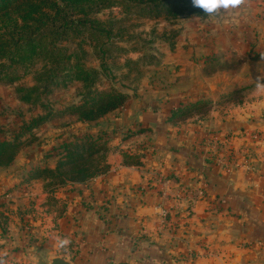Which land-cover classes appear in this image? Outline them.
<instances>
[{"label": "rangeland", "instance_id": "obj_1", "mask_svg": "<svg viewBox=\"0 0 264 264\" xmlns=\"http://www.w3.org/2000/svg\"><path fill=\"white\" fill-rule=\"evenodd\" d=\"M78 1L83 4V13L75 12L74 8L67 9L61 0H57L63 11L58 17L50 8L44 7L40 13H32L25 5L0 17V33L33 24L31 20H42L45 16L48 21L54 17L58 21L54 26L40 27L39 32L49 36L45 46L37 49L21 43L0 58V141L12 143L14 140L15 145L9 150L11 153L0 159V249H7L8 264H36L32 252L40 253L45 259L62 253L57 248L59 223L55 219L67 212L68 202L63 201L80 193V185H87L91 179L104 174L109 169L106 161L110 154H119L126 167L143 168L145 171L142 151L152 150L153 130L150 127L136 128V125L125 130L120 141L127 144L122 148V144L111 143L114 138L110 139L112 132L104 130L106 122L118 118L128 101L141 99L147 104L159 103V95L166 94L176 82L177 74L183 72V67L189 63L202 68L199 63L207 62L206 69L210 71L236 70L243 59H247L244 51L241 52V46L237 50L230 48L213 55H207L201 48L216 39L228 41L231 46L241 44L244 34L241 28L249 27L256 18L250 11L255 0H245L238 9L221 10L216 15H205L201 9L192 6L191 0ZM104 2L111 5L106 7ZM125 4L145 6V9H127ZM29 19L24 23L23 20ZM62 20L84 22L61 26ZM190 39L194 42L191 46L193 58H189L186 65L180 61L186 59L185 50L190 49L186 42ZM197 44L201 47L196 51ZM248 58L252 57L249 55ZM173 59L178 62L164 63ZM140 86L142 90L138 89ZM108 93L111 96L107 97ZM119 95L124 101L115 106ZM90 99L99 103L98 106H86L94 114L92 119L82 121L77 114L70 113L72 107L83 106ZM183 106V111L176 117L169 119V116L168 121L182 126H187V122L196 124L206 118L213 102L197 100L180 107ZM42 118L47 120L40 126L32 131L24 130L34 121L41 122ZM43 126H53L56 131L51 129L50 132L54 131V135L50 138L37 136V131ZM64 127L66 131L58 130ZM110 131L115 132L116 129ZM199 134L201 139L196 143L199 147L193 146L194 151L201 150L203 140H210L209 134ZM76 139H82V143H96L98 150L91 155L86 154L77 165L97 172L85 183L77 182V177L73 176L77 166L57 168L61 161L57 150L59 145L64 140L73 144ZM202 150L206 152L205 148ZM51 153L55 155L54 163L49 160L53 157ZM216 155L203 156V160L212 163L213 160L208 158L215 161ZM193 156L194 163L189 164V170L201 171L204 164L198 163V155ZM219 164L226 168L237 163L230 155L226 165L216 163ZM171 179L170 175L153 173L144 185L136 188L135 194L143 195L155 190L164 202H178L183 199L181 195L167 191ZM188 188L182 190L183 195L187 192L196 195L199 191ZM82 204L87 210L93 207L89 202ZM107 204L109 201L102 202L95 213L98 222L105 225L111 222L110 218L121 217L119 213L110 214ZM161 212L163 227L157 230L158 234L175 235L177 223L172 221L166 209ZM103 247L101 245L100 249ZM72 252L70 247L65 253Z\"/></svg>", "mask_w": 264, "mask_h": 264}, {"label": "crops", "instance_id": "obj_2", "mask_svg": "<svg viewBox=\"0 0 264 264\" xmlns=\"http://www.w3.org/2000/svg\"><path fill=\"white\" fill-rule=\"evenodd\" d=\"M253 3L250 11L256 18L249 27L241 28V44L234 47L216 39L201 48L213 55L241 46L247 59L236 70L210 71L207 62L199 63L202 68L188 64L193 58L194 42L190 39L186 59L179 60L188 65L166 94L159 95V103L128 101L118 118L106 122L104 130L112 132L110 139L114 138L111 143L122 144V148L127 144L120 141L125 130L135 125L153 130L152 150L142 151L145 171L126 167L119 154H110L106 161L109 169L87 185H80V193L63 201L68 202L67 212L55 219L58 235L70 239L74 252L55 256L72 264H264V91L257 88L258 79H264V72L258 71V66H264V0ZM196 46L197 51L201 45ZM174 62L178 60L164 61ZM197 100L213 102L206 118L196 124L187 122V126L168 121L173 110ZM51 129L54 127L43 126L37 136L50 138L56 131ZM199 133L209 134L210 140H203L201 147L206 152L193 150V146L199 147ZM216 153L214 161L211 157ZM193 154L205 166L201 171L189 170ZM51 155L49 160L54 163L55 155ZM230 155L236 165H216H226ZM203 156H211L208 160L213 162L204 161ZM153 173L170 175L173 179L167 185L168 193L180 194L183 199L164 202L155 190L135 194ZM186 187L199 191L183 195ZM107 201L110 214L121 217L114 216L105 225L98 222L95 213ZM88 202L92 209L84 208L82 203ZM163 208L177 223L173 236L157 232L163 227Z\"/></svg>", "mask_w": 264, "mask_h": 264}, {"label": "trees", "instance_id": "obj_3", "mask_svg": "<svg viewBox=\"0 0 264 264\" xmlns=\"http://www.w3.org/2000/svg\"><path fill=\"white\" fill-rule=\"evenodd\" d=\"M25 1V2H24ZM63 3L62 6H65V8L70 9L74 8L75 12L77 13H83V4L80 3L78 0H61ZM106 4V7H109L111 4L110 2H104ZM25 5L26 8L31 9L32 13L33 11L39 12V10L43 9L44 7L50 8L51 10L54 11V13L57 15L62 13V7L57 3V0H0V17H3L5 15H8L14 8L23 6ZM125 7L127 9H132V8H139L141 10L145 9L144 7H138L137 5H131V4H125ZM153 7V6H151ZM30 12H26V14H29ZM40 13V12H39ZM29 20H23L24 23L29 22ZM33 24L25 25L21 28L19 27H14V28H9L5 30V32L0 33V58L5 57L9 53L12 47L17 46L21 43L27 44V45H33L34 48L37 47H43L48 43L49 36L46 35V33L42 34L39 32V29L41 26H47L51 24L54 26L58 21H56V17L52 19L51 21H48V17L45 16V19L42 20H31ZM78 22H84L83 20H76ZM76 21H70V23L67 20H62L61 26L62 25H73L74 22ZM51 35V34H50ZM107 97L111 96L110 93L106 94ZM104 95V96H106ZM119 99L117 100L115 106H119L120 104L123 103L124 99L123 96L119 95ZM98 106L99 103H95V100L90 99L85 105L79 106V107H72L70 112L71 114H77L79 116V119L82 121H87L89 119H92L94 116L93 112L91 109H89L86 106ZM184 109L183 107H179L171 112V115L169 117L173 118L176 117L180 111L182 112ZM186 109V108H185ZM84 111H88L87 113H84ZM46 118H42V121L37 123L36 121L32 122L29 124L27 127H24V130L26 131H32V129L40 126ZM68 141L64 140L58 147V155H60V162L58 163L57 168H66L67 166L70 168H75L81 160L86 157V154L91 155L98 150L96 149V143L90 142V144L87 143H82V139H76V141L73 144L67 143ZM87 144V145H86ZM18 146V142H17ZM88 146V147H86ZM14 148V140L13 142H6V141H0V159L1 157L5 156L8 153H11L9 150L11 148ZM125 155L123 158L125 159ZM128 158V157H127ZM80 166V165H79ZM75 173L76 175H73L74 177H77V182L79 183H85L89 179H91L93 176L96 175L97 172L95 170H89L86 169V166H81V167H76L75 168ZM95 172V173H94Z\"/></svg>", "mask_w": 264, "mask_h": 264}, {"label": "clouds", "instance_id": "obj_4", "mask_svg": "<svg viewBox=\"0 0 264 264\" xmlns=\"http://www.w3.org/2000/svg\"><path fill=\"white\" fill-rule=\"evenodd\" d=\"M244 3L245 0H191L192 6L194 8L201 9L205 15H216L221 10H223L224 12H228L229 10H235L242 6ZM258 71L264 72V66H258ZM257 88L259 91H264V79H258ZM70 245L71 241L69 238H58L57 248L59 251H69ZM7 256V249H0V264H8ZM56 258L60 257H53L52 261ZM40 264H45L43 258L40 260Z\"/></svg>", "mask_w": 264, "mask_h": 264}, {"label": "water", "instance_id": "obj_5", "mask_svg": "<svg viewBox=\"0 0 264 264\" xmlns=\"http://www.w3.org/2000/svg\"><path fill=\"white\" fill-rule=\"evenodd\" d=\"M33 255L35 256V259H36V264H40V260L43 258L40 253L38 252H32ZM52 258L53 257H48V258H43V260L45 261V264H72L71 262L67 261L66 259L64 258H56L52 261Z\"/></svg>", "mask_w": 264, "mask_h": 264}, {"label": "built area", "instance_id": "obj_6", "mask_svg": "<svg viewBox=\"0 0 264 264\" xmlns=\"http://www.w3.org/2000/svg\"><path fill=\"white\" fill-rule=\"evenodd\" d=\"M254 138H256V137H254ZM243 165H244V167H247V169H250V167H251V166H249L248 163H245V164H243Z\"/></svg>", "mask_w": 264, "mask_h": 264}]
</instances>
